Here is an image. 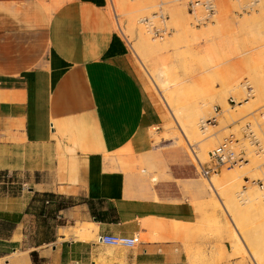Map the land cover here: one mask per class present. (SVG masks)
Instances as JSON below:
<instances>
[{
	"label": "crops",
	"instance_id": "obj_1",
	"mask_svg": "<svg viewBox=\"0 0 264 264\" xmlns=\"http://www.w3.org/2000/svg\"><path fill=\"white\" fill-rule=\"evenodd\" d=\"M169 122L106 0H0V261L189 264L171 229L198 215L174 173L143 169ZM81 223L97 243L77 238Z\"/></svg>",
	"mask_w": 264,
	"mask_h": 264
},
{
	"label": "rangeland",
	"instance_id": "obj_2",
	"mask_svg": "<svg viewBox=\"0 0 264 264\" xmlns=\"http://www.w3.org/2000/svg\"><path fill=\"white\" fill-rule=\"evenodd\" d=\"M194 1L106 0V9L115 31L128 45L170 117L165 127L151 133L159 158H155L153 167H147L145 159L143 169L147 174L160 172L150 178L158 183L161 179L172 181L174 173L187 201L193 207L200 204L205 211L200 221L196 217L197 221L187 227L189 234L174 242L181 245L191 260L189 264H253L249 253L264 249V207H260L264 200L261 210L241 200L264 195V0H214L215 17L200 26L194 18L199 8L195 15L190 11V2ZM155 30L165 34L155 37ZM141 34L149 43L161 45L160 51L149 49ZM158 74L179 94L171 101L170 110L152 79ZM257 74H262V85L255 81ZM231 78L238 79L239 88L234 94H226L223 83ZM203 99L212 101L211 110L204 124H199L200 135L185 140L180 124ZM211 118L215 123L205 125ZM246 125L259 149L245 137ZM224 141L232 142L235 153L242 151L246 163L219 169L216 174L221 180L214 195L207 187L214 174L206 180L199 166H207L209 153ZM223 176L231 180L226 182ZM233 219L241 224V230L236 225L238 233L233 229ZM247 234H255L260 247H253ZM93 240L97 243L96 238ZM12 259L1 260L0 264Z\"/></svg>",
	"mask_w": 264,
	"mask_h": 264
},
{
	"label": "bare ground",
	"instance_id": "obj_3",
	"mask_svg": "<svg viewBox=\"0 0 264 264\" xmlns=\"http://www.w3.org/2000/svg\"><path fill=\"white\" fill-rule=\"evenodd\" d=\"M202 1H204V0H202ZM198 8H199V6L195 7L194 11L196 12V10H198ZM198 11L200 13L198 15H196L194 18H195L196 25L200 26L201 24L199 23V21L200 20H204L205 18L208 19L209 16H208V14L206 12H204V10H202L200 8H199ZM110 16H112V15H110ZM114 16H115V14H114ZM214 17H212V18L210 17V20L213 19ZM142 34H141L140 37L142 38L143 42H145L147 44L149 49H152L153 51H157V50L162 48L161 45L157 44L156 42L149 43V40L148 39L146 40V38L143 37ZM142 64H144V63H142ZM256 76L258 78H257V80L255 79V81H257L259 85H262V80H261V79H263V77L261 78L262 74H261V76L260 75L258 76V74ZM154 78H156L157 80H155ZM152 79H153L154 83L156 84V87L158 88V90L163 93V95H161V97H162L163 101L166 103L168 109L170 110V107H172L171 101L174 98L176 99V98L179 97V94L177 95L178 92H176L177 90L176 91L174 90L175 86L171 82H169V81L167 82L166 80L162 79L161 76H159V74H158V76L154 75ZM223 86H224L226 94H234L235 92L238 91V88H239L238 79L237 78H231V79L225 81V83H223ZM211 102L212 101H210V100L207 101L206 99H203V100L197 102L194 105V107L191 110H189L184 115L183 122L180 124L181 125L180 131H181L182 137L185 140L191 139L190 137H192V136L195 137L196 135L197 136L200 135V132L198 134V131H199L198 127H199V124L204 122L203 121L204 118H206V116L209 114V112L211 110V106H212ZM221 104H222V106H225V107L227 105L224 100L221 101ZM245 104H247V103H245ZM170 112H171V115L174 118V112H172V111H170ZM205 125H207V124H205ZM146 162H148V160ZM247 166H248V164L245 167H247ZM240 168L241 167H239V169ZM253 169H254V167H253ZM263 170H264V168H263ZM237 173H238V171H237ZM153 180L155 181V179H153ZM220 180L221 179L217 178V174H214V176L212 177V180H210L208 182V184H207L208 189L214 195H217V186L219 185ZM222 180H225L226 182H229L231 179L228 176H223ZM255 194H257V193H255ZM240 195H241V193H240ZM261 196H262V198H260ZM234 197H235V195H234ZM236 197H237V194H236ZM260 197L257 196L254 199H250V197H246V198L242 197L241 201H242V204L246 203V204L249 205V207H252V206H256L257 207L258 206L257 209L259 208L261 210V208L264 207V205L260 206L262 204V199L264 200V195H260ZM237 198H240V197H237ZM256 207H254V209H256ZM194 208H195V210L197 212L198 217H200L199 218V221H200V219H202L203 214L205 212L204 208L200 204H197L196 206H194ZM228 216H229V214H228ZM231 221H232L231 223H233V226H234L233 229L235 230L236 233H238V231H237L238 228L237 227H239V229L241 230V224H239V221H238V223L237 222L234 223L233 222L234 219L231 220ZM82 223H85V222H82ZM155 223H153V222H145L143 224L144 227L142 226V228H144L147 231V233H149V234L155 233V232H158V231L162 232L161 230H163V228H164V230H167V229H165L164 225L160 224V222L156 223V224ZM95 225H94V223L93 224L90 223V224H86V225L82 224V226L80 228H78L77 231L75 230L77 238L80 241H89V240L95 239V237H94V235L92 233L94 231V229H95ZM236 225H237V227H236ZM188 226H191V225H174L172 227L171 231H173V233H176L177 235L185 237L190 232L188 230V228H187ZM254 235L255 234H249V235L247 234L248 239H249V241L252 244H254V245H252L253 247H260V246L256 245L257 242H259L258 241L259 239L257 238V236L255 237ZM234 244H236V243H234ZM249 255H250V258H251V261L253 262V264H264V249L263 248H262V250L260 248L258 250H254L253 253L251 252V253H249ZM187 260H188L189 263L191 262L190 259L187 258Z\"/></svg>",
	"mask_w": 264,
	"mask_h": 264
},
{
	"label": "built area",
	"instance_id": "obj_4",
	"mask_svg": "<svg viewBox=\"0 0 264 264\" xmlns=\"http://www.w3.org/2000/svg\"><path fill=\"white\" fill-rule=\"evenodd\" d=\"M204 12L208 14V19L200 20L199 23L201 25H205L209 23L210 17H214L216 15V8L214 4V0H204V1H194L190 2V11L191 14H194L195 7H198ZM165 34V31L156 30L154 32L155 37H162V35ZM232 104L233 101H230ZM211 123H215V118H211V120H208L205 122V124L210 125ZM249 125L245 126V130L247 133L245 137L249 139V142L251 145L259 149V143L255 138V135L252 131L249 130ZM209 162L207 166H199L200 172L203 178L206 180H209L211 175L216 174L219 169L226 167L228 169L239 166L240 164L246 163V160L244 159V153L240 151L239 153H235L233 149L231 148V141H224L221 145H219L217 148L212 150L209 153ZM99 243L109 245V246H115V247H123V248H135L139 241L137 237L132 238H120V237H114L110 235H105L102 237H99L98 239Z\"/></svg>",
	"mask_w": 264,
	"mask_h": 264
},
{
	"label": "trees",
	"instance_id": "obj_5",
	"mask_svg": "<svg viewBox=\"0 0 264 264\" xmlns=\"http://www.w3.org/2000/svg\"><path fill=\"white\" fill-rule=\"evenodd\" d=\"M30 256H31V258H32V262L35 264V261H36V258H35L36 256H35V254L32 253Z\"/></svg>",
	"mask_w": 264,
	"mask_h": 264
}]
</instances>
